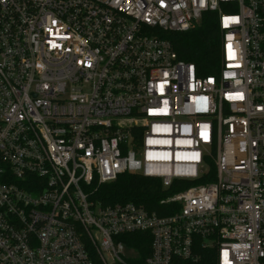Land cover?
<instances>
[{"label":"built area","instance_id":"1","mask_svg":"<svg viewBox=\"0 0 264 264\" xmlns=\"http://www.w3.org/2000/svg\"><path fill=\"white\" fill-rule=\"evenodd\" d=\"M205 13L202 78L160 35ZM124 174L179 209L103 205ZM135 233L143 264H264V0H0V264H140Z\"/></svg>","mask_w":264,"mask_h":264},{"label":"trees","instance_id":"2","mask_svg":"<svg viewBox=\"0 0 264 264\" xmlns=\"http://www.w3.org/2000/svg\"><path fill=\"white\" fill-rule=\"evenodd\" d=\"M170 41L179 60L194 64L197 76L206 77L216 75L221 64L220 31L216 13H205L199 24L184 33H162L160 35ZM205 182L199 180L198 183ZM185 186L184 183H173L168 190L163 188L159 180L146 179L139 175L124 174L115 182L100 186L95 197L103 205L132 202L142 206L149 212L158 216H165L177 211V206L162 207L160 201L170 193L176 191L175 186ZM125 243L137 250L142 261L150 255L151 238L146 233H135L121 236ZM198 263L173 258L169 264H213L215 254L213 251H202ZM95 264H99L95 261ZM136 264V263H135Z\"/></svg>","mask_w":264,"mask_h":264}]
</instances>
